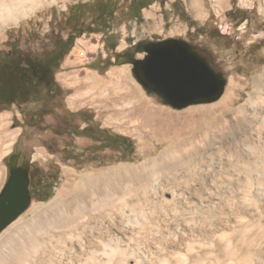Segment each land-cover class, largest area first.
Returning a JSON list of instances; mask_svg holds the SVG:
<instances>
[{
  "label": "rangeland",
  "instance_id": "374dc122",
  "mask_svg": "<svg viewBox=\"0 0 264 264\" xmlns=\"http://www.w3.org/2000/svg\"><path fill=\"white\" fill-rule=\"evenodd\" d=\"M90 1L42 3L16 23L0 27V47L5 45L6 39H14L18 43L31 31L27 44L31 48H39L46 41L47 32L56 25L64 36L67 31L60 22L62 16L73 5ZM127 1H118L102 28H90L87 34L73 39L71 49L55 73L59 91L45 106L48 109L40 110L41 102L32 101L20 108L4 107L0 110V191L6 174L3 159L13 146H17L26 158L51 177L52 187L44 198L32 199L27 210L0 233V238L14 225L29 223L32 213L47 205L58 193L72 195L77 192L85 177L104 176L113 169L140 165L159 156L168 147L161 137L140 138L132 124L118 120L121 117L118 112L120 105L110 90L116 82L135 87L152 102L150 111L155 117L153 124L157 126H161L166 116L176 123L182 112L218 104L226 96L233 99L227 108L232 114L246 99L254 98L256 93L264 94L262 0H148L150 5L147 3L135 13L138 19H131L133 14L130 17L125 14ZM91 29L95 33H91ZM106 37L111 39L109 44L105 42ZM168 39L181 40L208 56L213 68L226 81L218 100L175 109L164 104L155 94L148 93L133 76L129 64H111L117 55L134 52V44L141 43V46ZM142 56L137 54L138 58ZM93 61L99 69L91 68ZM97 83L104 84L102 90H91L90 87ZM247 108V119L253 122L244 128L241 137L252 145L255 157L247 168L253 177L255 168H259L264 160V108ZM53 112L64 115L66 124L53 121ZM217 114L204 113L196 119L211 120ZM185 124L187 121L183 119L184 129ZM257 128L261 130L258 139ZM101 131L125 139L127 145L112 148L99 144L95 135ZM260 181L264 189V179ZM207 187L204 186L197 197L200 205L194 228L183 222V207L176 187L162 184L138 189L132 186L133 199L136 193L138 202L135 198L132 201L134 207L126 208L127 218L116 208L112 225L109 210L99 207L89 210L77 229L72 231L70 240L69 236L65 237L69 230L50 229L48 232L54 237L52 253L51 250L45 253L31 250L29 264H183V236L186 242H190L194 235L202 245L201 253L208 251L211 258L214 257L212 264H232L227 255L219 251L221 243L217 236L223 229L221 225L225 224L222 219L224 212L229 210L228 213L235 216L243 214L235 198L228 199L223 190L215 187L213 192L218 191V201L216 194H211L212 190ZM247 195L246 199L255 200L252 193ZM190 201L193 199L189 200V208ZM245 217L249 218V215ZM218 224L220 226L217 227ZM234 226L235 222L231 220L229 229ZM38 240L42 243L46 238L42 236ZM250 249L256 254L253 253L248 262L239 264H264V239H259L258 243L255 241ZM211 263L206 261V264ZM199 264H205V261Z\"/></svg>",
  "mask_w": 264,
  "mask_h": 264
},
{
  "label": "bare ground",
  "instance_id": "6f19581e",
  "mask_svg": "<svg viewBox=\"0 0 264 264\" xmlns=\"http://www.w3.org/2000/svg\"><path fill=\"white\" fill-rule=\"evenodd\" d=\"M55 1L57 0H0V27L16 23L42 3ZM262 4L264 6V0ZM102 86L103 83H97L90 89L100 90ZM110 90L120 105L118 112L121 117L118 120L132 124L140 138L161 137L168 143V147L159 156L140 165L113 169L104 176L85 177L82 186L72 195L58 193L47 205L32 213L29 223L14 225L3 234L0 238V264H29L31 250H41L42 253L51 250L52 253L54 237L49 230H69L65 237L69 236L70 240L72 231L77 229L82 217L97 207L109 210L108 217L113 225L115 219L112 216L116 208L127 218L126 208L134 207L132 201L135 200L136 193L133 199L134 192L130 187L139 189L162 184L178 189L183 207V222L185 225L191 224L193 228L197 224L196 213L200 205L197 197L204 186L206 188L208 185L209 190H212L211 194L216 187L223 190L228 199L235 198L243 215L235 216L228 213L229 210L222 214L225 224L221 225V232L218 230L220 233L217 237L221 243L218 249L227 255L232 264L248 262L255 253L250 246L255 241L258 243L259 239H264V189L260 185L261 178L264 179V160L260 162L259 168H255L257 170L252 177L247 166L252 163L255 155L253 156L252 145L249 144L251 142L247 143L248 139L241 136L244 128L253 122L247 119V107L259 106L263 109L264 94L256 93L254 98L246 99L232 114L227 108L233 99L226 96L218 104L182 112L176 123L170 116H166L161 126H157L156 123L153 124L155 117L150 111L152 102L144 98L135 87L116 82L111 85ZM215 112L218 114L211 120L196 119L198 115ZM183 119L187 121L185 129L182 126ZM260 131L257 128V139L260 138ZM244 183L248 185L245 184L246 188ZM217 192L215 190L213 193ZM249 193L254 195L255 200L246 199ZM239 194L241 196L237 198ZM190 198L193 201H190L189 208ZM216 199L218 200L217 194ZM136 201L138 202L137 198ZM245 215H249V218ZM231 220L235 222L233 229H229ZM42 236L46 241L38 243ZM192 237L190 242H186L183 236V264H199L204 261L205 264L206 261L211 263L214 257L211 258L208 251L201 253L202 245L197 242L195 235ZM208 245L213 247L212 243Z\"/></svg>",
  "mask_w": 264,
  "mask_h": 264
},
{
  "label": "flooded vegetation",
  "instance_id": "af4514ba",
  "mask_svg": "<svg viewBox=\"0 0 264 264\" xmlns=\"http://www.w3.org/2000/svg\"><path fill=\"white\" fill-rule=\"evenodd\" d=\"M118 1L91 0L88 4L82 2L80 5H73L60 19L67 31L66 34L64 36L60 34L62 31L57 29V25L52 27L46 34V41L39 48H31L27 44L31 31L26 33L25 39H20L18 43L14 39L10 41L6 39L5 45L0 47V110L4 107L20 108L32 101L41 102L40 110L48 109L45 106L52 95H56V91H59L55 73L66 56L70 43L77 35L80 37L87 34L90 28H102L104 20L111 16L112 9ZM127 2L129 4L125 14L128 17L133 14L132 19L136 12L141 11L142 5L148 3V0H128ZM92 31L91 33H95L94 30ZM105 42L109 44L111 39L106 37ZM140 44L137 46L134 44V52L122 53V55L137 57V54H142L138 48ZM90 64L91 68L99 69L95 61ZM51 116L55 122H65V124L67 122L64 115L53 112ZM95 136L98 138L97 142L106 147L123 148L127 145L125 139L111 136L103 131ZM3 163L6 169L4 184L10 176L11 168H18L25 172L31 200L44 198L51 190V177L26 158L17 146L11 148L3 159Z\"/></svg>",
  "mask_w": 264,
  "mask_h": 264
},
{
  "label": "water",
  "instance_id": "95a60500",
  "mask_svg": "<svg viewBox=\"0 0 264 264\" xmlns=\"http://www.w3.org/2000/svg\"><path fill=\"white\" fill-rule=\"evenodd\" d=\"M143 56L117 55L113 65L129 64L137 82L164 104L181 109L192 104L218 100L226 81L195 47L177 39L148 42L138 46ZM31 203L25 172L11 168L0 191V233Z\"/></svg>",
  "mask_w": 264,
  "mask_h": 264
},
{
  "label": "trees",
  "instance_id": "16d2710c",
  "mask_svg": "<svg viewBox=\"0 0 264 264\" xmlns=\"http://www.w3.org/2000/svg\"><path fill=\"white\" fill-rule=\"evenodd\" d=\"M151 1H153V0H151ZM146 5H147V4H143L142 7H141V9L144 8V7H146ZM148 5H150V3H148ZM133 18H134V19H138V16H134ZM92 30H94V29H92ZM92 30H91L90 32H93ZM72 45H73V41L70 43V45H69V47H68V49H67V51H66V53H65L66 55H67V53L69 52V50L71 49ZM107 49H111V48H110L109 46H107ZM85 128H86V127H85ZM85 128L82 129V131L85 130ZM48 197H49V196H48ZM42 201H45V199H43Z\"/></svg>",
  "mask_w": 264,
  "mask_h": 264
}]
</instances>
